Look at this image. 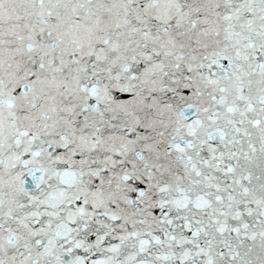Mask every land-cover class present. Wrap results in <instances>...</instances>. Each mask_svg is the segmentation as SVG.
<instances>
[{
  "label": "snow or ice",
  "instance_id": "1",
  "mask_svg": "<svg viewBox=\"0 0 264 264\" xmlns=\"http://www.w3.org/2000/svg\"><path fill=\"white\" fill-rule=\"evenodd\" d=\"M0 264H264V0H0Z\"/></svg>",
  "mask_w": 264,
  "mask_h": 264
}]
</instances>
